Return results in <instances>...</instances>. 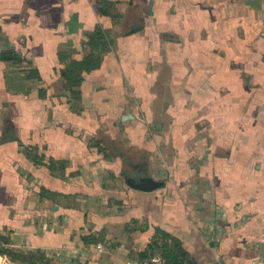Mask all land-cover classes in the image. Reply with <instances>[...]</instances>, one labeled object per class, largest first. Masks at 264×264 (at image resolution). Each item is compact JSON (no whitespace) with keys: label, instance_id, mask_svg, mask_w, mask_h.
<instances>
[{"label":"crops","instance_id":"crops-1","mask_svg":"<svg viewBox=\"0 0 264 264\" xmlns=\"http://www.w3.org/2000/svg\"><path fill=\"white\" fill-rule=\"evenodd\" d=\"M97 28L74 97L60 72ZM1 53L13 247L140 264L161 229L194 264H264V0H0ZM102 233L101 251L81 241Z\"/></svg>","mask_w":264,"mask_h":264},{"label":"trees","instance_id":"trees-1","mask_svg":"<svg viewBox=\"0 0 264 264\" xmlns=\"http://www.w3.org/2000/svg\"><path fill=\"white\" fill-rule=\"evenodd\" d=\"M102 12L106 13L105 10H102ZM88 43L90 46L96 47L98 49L97 52L87 54L80 61H71L60 72L65 81L64 88L69 90L74 97H78L79 93L72 91V88L80 84L83 73L100 66L101 55L99 53L103 50L101 48H105L106 46L104 32L99 28L95 29L89 37ZM0 58L2 60L12 59L6 53H1ZM99 149L101 151L102 147ZM132 223L135 222L133 221ZM104 233L98 236L92 234L83 235L81 241L87 245H96L106 239V234ZM156 255L161 258L162 264H194L190 256L181 247L180 241L161 229H155V234L146 249L137 254V260L141 263L150 261ZM0 256L6 258L12 264H98L96 259H70L66 263H62L58 256L40 249L15 248L12 246L9 236L3 234H0Z\"/></svg>","mask_w":264,"mask_h":264},{"label":"water","instance_id":"water-1","mask_svg":"<svg viewBox=\"0 0 264 264\" xmlns=\"http://www.w3.org/2000/svg\"><path fill=\"white\" fill-rule=\"evenodd\" d=\"M125 183L129 188L142 192H150L163 185L162 182L156 181L151 177H141L137 181L132 177H128L125 179Z\"/></svg>","mask_w":264,"mask_h":264},{"label":"built area","instance_id":"built-area-1","mask_svg":"<svg viewBox=\"0 0 264 264\" xmlns=\"http://www.w3.org/2000/svg\"><path fill=\"white\" fill-rule=\"evenodd\" d=\"M96 249L98 251H101L102 249V245L101 244H97L96 245ZM140 264H161V260L159 258H151L150 261H145V262H142ZM255 264V263H254Z\"/></svg>","mask_w":264,"mask_h":264},{"label":"rangeland","instance_id":"rangeland-1","mask_svg":"<svg viewBox=\"0 0 264 264\" xmlns=\"http://www.w3.org/2000/svg\"><path fill=\"white\" fill-rule=\"evenodd\" d=\"M125 168V167H124ZM160 182V181H159ZM120 183V185L122 184L121 182H119ZM0 262L2 263V264H12V263H10V262H8L7 260H6V258H4V257H1L0 256Z\"/></svg>","mask_w":264,"mask_h":264},{"label":"bare ground","instance_id":"bare-ground-1","mask_svg":"<svg viewBox=\"0 0 264 264\" xmlns=\"http://www.w3.org/2000/svg\"><path fill=\"white\" fill-rule=\"evenodd\" d=\"M0 264H2V263L0 262Z\"/></svg>","mask_w":264,"mask_h":264}]
</instances>
